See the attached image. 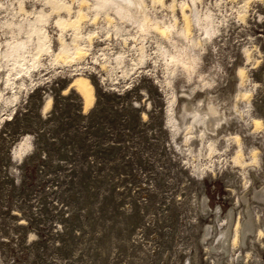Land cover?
<instances>
[{
    "label": "rangeland",
    "instance_id": "obj_1",
    "mask_svg": "<svg viewBox=\"0 0 264 264\" xmlns=\"http://www.w3.org/2000/svg\"><path fill=\"white\" fill-rule=\"evenodd\" d=\"M18 1L0 0V264H264V201L253 198L264 195V0H177L212 15L208 34L179 6L145 0L159 19L176 17V30L190 25L170 39L117 36L102 17H84L86 55L64 64L45 54L26 75L1 57L7 40L24 38L14 24L33 17ZM55 18L44 24L53 50ZM179 51L195 57L189 70L170 62ZM78 76L93 85L89 105L71 84ZM185 104L221 118L201 133ZM248 219L262 235L212 249Z\"/></svg>",
    "mask_w": 264,
    "mask_h": 264
},
{
    "label": "bare ground",
    "instance_id": "obj_2",
    "mask_svg": "<svg viewBox=\"0 0 264 264\" xmlns=\"http://www.w3.org/2000/svg\"><path fill=\"white\" fill-rule=\"evenodd\" d=\"M149 1H151L152 5L155 3L156 4L160 3L159 5L164 6L165 8H169L172 13L174 12L175 6L177 5L180 8L181 16L183 17L184 21L188 22L189 21L188 18L190 17L192 20L194 16L195 23L197 24L200 30H202L207 34L210 33L212 30H215V25L213 24L214 22L211 19L212 15L210 16V14L207 12L208 14L205 15L202 14L204 16L201 17L199 11H197L198 9L195 6H192V4L194 5L195 1H200V0H191V2H193L191 4L192 7L187 1H180L178 3L177 0H170L168 4H166V0H149ZM18 2H19L18 11H23L22 13H24L26 16L33 14V17L30 16L32 18L29 17L24 18L21 22L14 24L17 26L18 32L19 33L22 32V34H24L23 36L24 38L21 37L22 39L17 41H11L8 38L9 40L5 42L6 49L3 52H1L3 53L1 54V57L4 58L6 63H10L9 64L10 68L8 69L9 71H14L15 74H21V75H26L30 71V69L32 68L34 69V67L39 64L40 59L45 54L52 55L50 58H52L51 60H53L55 63L57 62L59 63V61L60 62L62 61V63L68 64L74 61H80L87 53L86 52L87 49H85L83 46L84 39L89 42L90 41L89 39H91V36L93 34V33H88L84 35L81 32L82 21H83L82 19H84V17H88V19H90L91 21H93L97 17H102V19H105V21L112 28L114 34L121 37L122 36L126 37L128 35H131V31L134 30L137 34L146 33L149 30H154L160 35L170 39L171 37H174L176 34H178L177 36L185 35L186 31L187 32L190 31L189 29L191 25L189 21L190 23L189 26L185 23L184 25L185 27H180V29L176 30L175 29L176 17L173 16L174 17V19L172 20L173 22L163 21L162 19H159L158 17H156L155 14L148 12L147 9L148 3L145 0H79L77 8H73L70 3L61 0H43V5L48 6L50 10L45 11L44 9H42L43 8L42 7L36 12L35 11L33 12L32 10L27 11L23 6V2L20 0ZM194 11L196 12L194 13ZM63 12L65 13L64 15L61 14ZM90 12H92L91 13L92 15H90ZM53 13L57 14V18H55L56 19L55 24L60 29V33L58 37L59 46L56 50H53L50 36L47 34V31L44 28L45 27L44 24L48 23L49 18ZM10 24H12V22L9 23V26H11ZM8 28L12 30L11 29L12 27H8ZM67 29L71 30L70 33L71 37L69 42L66 41L65 36L63 34L64 31ZM13 31H11L12 34ZM12 34H10V37L13 36ZM125 37H123V39H126ZM11 39L13 40L12 37ZM89 45L90 44H88V46ZM142 45L139 50L140 55L138 58V61L140 62H142L146 56ZM186 54L187 53L183 51L182 52L179 51L178 53H170L168 55H170L169 58L171 63L173 64L175 63V65L180 64L182 68L188 69L190 67L189 63L194 62L195 57L191 56L190 58L191 59L193 58L194 61L190 62L189 56L188 54L187 55ZM27 59H29L28 62H30L31 64L27 63ZM113 60L117 65H121L123 63V58L118 55H116ZM104 65L106 64L103 63L102 66ZM242 70H243L242 68L238 70L240 74L242 73ZM10 81H11L10 78H7L5 83L9 84ZM71 84H73V86L76 87L77 91L80 93V95H82V98H84L83 100L87 103V105H89L93 100V85L91 84L89 79L83 76H78L75 80H73ZM246 95L247 93L242 92V96L247 97ZM49 102L50 100H47V105H49L48 104ZM191 107L189 106V104H185V108L188 110V112H190L193 115V120L196 122V124L197 122L201 123L202 127L199 126L200 128H198L201 129V133L204 132V130L206 129H210V131H212L211 129H213L215 123L221 118L220 117L221 114H218L217 112L219 109L215 111L213 109L204 108L201 106L193 110L191 109ZM184 115H181L180 117H183ZM172 119H174L173 116ZM254 121L256 125L260 123L259 120L257 121L254 120ZM189 123L190 122H188V125H185L188 127V129L190 126ZM193 125L194 124H191L192 127ZM198 131L199 130H197V132ZM207 134L208 133H206L205 135ZM210 137H212V135ZM211 142L213 143L215 141H211ZM212 143H210L209 146L211 149L213 147ZM238 152L239 150L236 152V155L234 157V160L237 161L236 163L241 162V158H242L240 157L239 154L240 152L239 153ZM262 187L264 189V186ZM258 192L259 191H254L253 198L264 201V195L262 194L259 195ZM246 200L248 202V199ZM250 206L249 204L246 205V212H245V215L247 214L249 217L250 214H252L251 213L252 208H250ZM254 222L255 221L252 222L250 221V219H248L246 223H244L245 226L242 227L243 229L242 234L240 233L241 225L236 223L235 233H233L234 237L232 239L229 237V228L226 231L225 230L226 228L224 227L225 229L222 231V235L220 237L218 236L219 237L218 246L217 245L211 246L212 249L218 250L219 248H221L223 253H228V251L231 250L229 249L230 245L234 246L235 243L238 244L239 242L241 243L246 242L245 240L248 237L247 235L249 233L251 232L255 233L256 231L258 234L262 235L263 229L261 227H257V229L256 228L254 229V224H253ZM262 227L264 226L262 225ZM210 232H211L210 229H208L207 235H209Z\"/></svg>",
    "mask_w": 264,
    "mask_h": 264
},
{
    "label": "built area",
    "instance_id": "obj_3",
    "mask_svg": "<svg viewBox=\"0 0 264 264\" xmlns=\"http://www.w3.org/2000/svg\"><path fill=\"white\" fill-rule=\"evenodd\" d=\"M81 69L83 70V69H84V67H83V68H82V67H81V68H78V70H81Z\"/></svg>",
    "mask_w": 264,
    "mask_h": 264
}]
</instances>
